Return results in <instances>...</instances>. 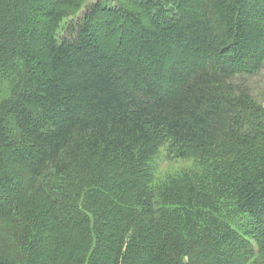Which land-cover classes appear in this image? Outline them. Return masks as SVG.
<instances>
[{"label": "trees", "instance_id": "trees-1", "mask_svg": "<svg viewBox=\"0 0 264 264\" xmlns=\"http://www.w3.org/2000/svg\"><path fill=\"white\" fill-rule=\"evenodd\" d=\"M263 70L264 0H0V264H264Z\"/></svg>", "mask_w": 264, "mask_h": 264}, {"label": "rangeland", "instance_id": "rangeland-1", "mask_svg": "<svg viewBox=\"0 0 264 264\" xmlns=\"http://www.w3.org/2000/svg\"><path fill=\"white\" fill-rule=\"evenodd\" d=\"M94 1L97 0H88V2ZM247 84L254 97L264 105V70L259 76L250 79ZM150 164L153 167L155 174L154 185L159 187L170 177L193 168L194 160L172 158L168 155L167 148L164 146L159 150L154 159L151 160Z\"/></svg>", "mask_w": 264, "mask_h": 264}]
</instances>
